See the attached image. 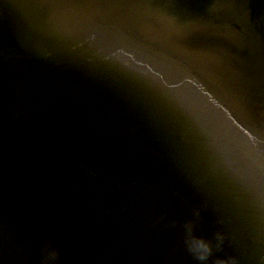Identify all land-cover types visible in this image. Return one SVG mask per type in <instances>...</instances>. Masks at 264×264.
Instances as JSON below:
<instances>
[{"label":"water","instance_id":"obj_1","mask_svg":"<svg viewBox=\"0 0 264 264\" xmlns=\"http://www.w3.org/2000/svg\"><path fill=\"white\" fill-rule=\"evenodd\" d=\"M221 262L264 264V0H0V264Z\"/></svg>","mask_w":264,"mask_h":264},{"label":"clouds","instance_id":"obj_2","mask_svg":"<svg viewBox=\"0 0 264 264\" xmlns=\"http://www.w3.org/2000/svg\"><path fill=\"white\" fill-rule=\"evenodd\" d=\"M198 249L200 251V258L201 259L206 258V255L210 251L208 246L206 244H204L203 242L198 243ZM221 264H226V262H221Z\"/></svg>","mask_w":264,"mask_h":264}]
</instances>
